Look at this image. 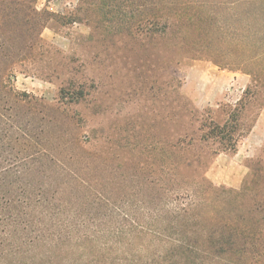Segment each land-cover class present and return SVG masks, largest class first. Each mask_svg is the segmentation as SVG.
<instances>
[{"label":"rangeland","instance_id":"rangeland-1","mask_svg":"<svg viewBox=\"0 0 264 264\" xmlns=\"http://www.w3.org/2000/svg\"><path fill=\"white\" fill-rule=\"evenodd\" d=\"M125 1L123 8L112 0H36V10L47 14L42 49L12 73L10 87L19 101L1 95L6 122H19L60 158L42 164L37 179L51 191L44 198H59V192L51 194L56 188L67 193L78 187L70 205L55 201L60 214L54 215L55 228L68 231L76 224L66 221L80 218L77 224L83 221L85 228L76 226L87 234L127 231L131 219L148 216L154 192L171 206L174 195L163 182L168 144L180 134L191 147L177 167L183 183L176 193L195 194L202 226L240 216L264 239V89L259 87L264 85V0H169L185 9L169 7L167 26L157 36L147 23L136 29L135 0ZM256 59L259 86L246 91L248 64ZM216 71L234 77L217 89ZM211 92L218 98L209 99ZM235 108L240 126L232 133L238 138L234 152H223L216 139L201 141L211 122L223 124ZM72 137L79 149L70 145ZM238 150L246 167L241 179L226 163L210 170L217 155ZM126 243L122 239V248L129 247ZM262 250L238 264H264ZM110 258L107 262L116 261Z\"/></svg>","mask_w":264,"mask_h":264},{"label":"trees","instance_id":"trees-1","mask_svg":"<svg viewBox=\"0 0 264 264\" xmlns=\"http://www.w3.org/2000/svg\"><path fill=\"white\" fill-rule=\"evenodd\" d=\"M35 2L0 0V101L4 100L1 95H12L19 101L20 95L14 94L10 87L12 73L42 49L40 31L45 27L47 14L38 12ZM112 2L120 4L118 7L127 5L123 0ZM252 2L257 3L255 0ZM133 6L138 12L134 26L141 31L146 23L149 24L152 36L163 32L161 26L163 29L167 26L168 19L164 20V17L169 7L177 11L185 9L184 3L171 4L169 0H135ZM124 26L128 24L124 23ZM250 62L248 65L252 70L248 74L251 83L246 91L259 86V71H253L257 59ZM259 87L264 89L263 84ZM239 120V111L235 108L223 124L211 122L201 141L216 139L223 152L227 149L234 152L238 138L234 139L232 133L239 128ZM70 142L71 146L79 149L76 138L72 137ZM168 146L170 165L163 184L174 195L171 206L154 192L149 201L148 216L144 220L131 219L128 224L131 228L127 231L87 234L77 228L76 225L85 228V222L77 224L78 218L77 223L67 220V225H76L62 232L55 228L54 215L60 214L54 203L59 199L70 205L73 197L77 196L78 187L67 193L65 187L56 188L51 194L59 192V198H44L51 191L47 192L45 185L38 182L37 177L43 172L42 164H53L60 158L45 150L43 138L31 136L19 122H6L0 108V264H205L213 259L238 264L246 254L262 253L264 239L252 221L239 216L235 222L221 220L222 223H218L214 220V223L202 226L203 218L196 210L198 202L192 199L195 194L185 190L183 197L176 193L183 183L177 167L186 162L183 155L190 150V141L179 134ZM5 164L7 166H3ZM200 185L207 193L204 179ZM46 186L51 190V184ZM71 191L74 194H70ZM239 196L241 194H236ZM180 197L187 201L179 202ZM189 200L191 203L187 207ZM122 239L128 241L129 247L122 248ZM110 256L117 258L111 259ZM108 258L116 261L107 262Z\"/></svg>","mask_w":264,"mask_h":264},{"label":"crops","instance_id":"crops-1","mask_svg":"<svg viewBox=\"0 0 264 264\" xmlns=\"http://www.w3.org/2000/svg\"><path fill=\"white\" fill-rule=\"evenodd\" d=\"M213 77L215 79V80H213L214 81L213 85L215 86L214 88H217V87L221 88V87H223L222 85H225L222 83V81L227 80L228 77L230 79H233L234 76L232 74H225L223 71H216V73H214ZM211 93H209L210 96H207V97H210L209 99L215 100L218 98V96H219L218 93H214V92H211ZM239 153H240V151L238 150L233 155H228L226 153H222V154L217 155L215 157L211 167H210V170L216 171L219 169L218 168L219 163H226L229 166V168L232 166H233V168L236 167L237 173L239 172L238 175H240V178L239 177H237V178L241 179L246 174V167H245L244 162H243L245 158L244 157H242L241 159L238 158ZM239 159H240V161H239ZM224 169H223V171H225Z\"/></svg>","mask_w":264,"mask_h":264}]
</instances>
